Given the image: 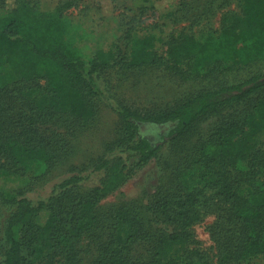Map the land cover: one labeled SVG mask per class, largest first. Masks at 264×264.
<instances>
[{
  "label": "trees",
  "instance_id": "trees-1",
  "mask_svg": "<svg viewBox=\"0 0 264 264\" xmlns=\"http://www.w3.org/2000/svg\"><path fill=\"white\" fill-rule=\"evenodd\" d=\"M46 1L0 0V68L7 66L15 79L11 88L0 90L1 172L49 169L63 160L65 154L45 136L46 126L82 127L95 115L90 100L110 105L103 77L110 69L164 67L181 79L197 81L245 73L264 63V0H236L238 14L221 9L219 3L218 29L210 24L214 0H197L195 11L188 0H181L162 18L173 26L190 22L186 28L162 39L129 28L119 39L123 48L115 43L90 57L76 45L83 38L81 30L66 15L72 1L45 6ZM4 95H10L5 105ZM238 106L240 118L220 122L194 148L173 194L146 208L149 218L141 220L125 207L98 214L100 200L158 158L162 145L145 136L141 127L154 136L157 127H165L161 139L175 147L205 119ZM111 107L120 121L108 153L55 184L48 197L34 201L0 187V264H55L61 257L65 264H76L80 241L96 231L103 232L104 239L95 264L264 262V150L256 149L258 137L264 135V73L197 91L166 109ZM242 162L249 169L244 183L232 176ZM94 174L101 175L99 184L83 194ZM211 207L217 218L211 228L214 262L190 249V230ZM43 211L48 217L39 225L36 217ZM135 248L141 253L134 259Z\"/></svg>",
  "mask_w": 264,
  "mask_h": 264
},
{
  "label": "rangeland",
  "instance_id": "rangeland-1",
  "mask_svg": "<svg viewBox=\"0 0 264 264\" xmlns=\"http://www.w3.org/2000/svg\"><path fill=\"white\" fill-rule=\"evenodd\" d=\"M58 1L64 0H47L45 6H52ZM69 1H72L73 7L67 11L66 15L69 16L73 24L80 28L79 35L83 38L77 40L76 45L87 57H90L98 49L107 50L115 43L123 48V42L119 39L129 28L140 35L154 34L157 38L162 39L170 31L186 28L190 24V22H186L173 26L172 21L162 18L164 14L173 12L179 7L181 0ZM196 1L188 0L191 10L198 9ZM213 3L214 16L210 20L213 29L219 27L221 13L215 9L219 3L221 9L240 13V7L236 0H214ZM197 5L200 7L202 3L198 2ZM157 45L159 51L162 52L163 48L159 46V43ZM261 73H264V63L254 65L245 73L216 76L197 81L181 79L164 67H152L131 72L122 71L116 67L110 69L103 76L104 84L111 97L110 105L98 100H90L95 109V115L88 124L82 127L72 128L70 124L46 126L45 136L55 141L54 147L56 146L59 153L65 154V158L49 169L34 168L26 172H14L16 174H11L10 168L4 167L5 171H0V187L7 194L23 192L34 201L46 198L50 195L55 184L107 154L111 147L110 144L118 138L119 131L120 120L111 107L112 105L121 104L140 111L166 109L197 91L214 89L223 84L237 83L252 74ZM14 82L15 79L10 69L7 66L1 67L0 90L11 88L15 84ZM39 83L42 84V81ZM9 96H3L2 103L4 105L9 101ZM241 111L242 107L238 106L225 109L218 115L205 119L183 143L175 147L169 145L167 138L161 139L167 131L165 127H157L155 136L150 132L151 129L141 127V131L146 132L145 136L162 145L158 158L152 159L146 166L136 171L123 185L100 200L97 205L98 214H103L113 208L125 207L132 210L141 220L149 218L151 214L146 208L153 205L161 196L173 194L177 184L176 178H182L187 161L191 160L192 154L195 153L194 148L220 122L240 118ZM256 145V149L260 152L264 150V135L258 137ZM262 162L261 171L264 172V156H262ZM234 169L233 178L244 183L243 176L249 170L247 164L242 162ZM261 175L260 172L259 176ZM100 178V174L92 175L81 192L87 193L92 187L98 185ZM47 217L48 213L43 211L36 217V222L43 225ZM216 221L214 208L205 209L201 220L190 230L193 241L190 249L203 254L208 262L216 260V252L211 240V228ZM103 239L104 234L101 231L84 236L77 247L76 264H95L100 242ZM136 249L132 252L133 258L138 257V254L141 253L139 249L137 251ZM55 264H65L64 258H59ZM254 264H264V262L258 259L254 261Z\"/></svg>",
  "mask_w": 264,
  "mask_h": 264
},
{
  "label": "flooded vegetation",
  "instance_id": "flooded-vegetation-1",
  "mask_svg": "<svg viewBox=\"0 0 264 264\" xmlns=\"http://www.w3.org/2000/svg\"><path fill=\"white\" fill-rule=\"evenodd\" d=\"M166 134V133H165Z\"/></svg>",
  "mask_w": 264,
  "mask_h": 264
}]
</instances>
